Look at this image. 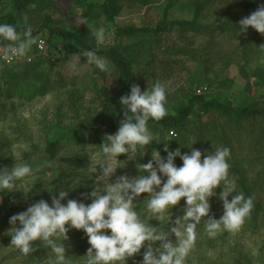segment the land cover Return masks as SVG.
<instances>
[{
  "label": "rangeland",
  "instance_id": "obj_1",
  "mask_svg": "<svg viewBox=\"0 0 264 264\" xmlns=\"http://www.w3.org/2000/svg\"><path fill=\"white\" fill-rule=\"evenodd\" d=\"M13 1L0 0V23L30 25L36 30L33 36L38 34L52 44H61L62 52L55 64L20 65L17 77L9 78L7 83L1 77L7 76L3 71L10 67L0 64V168L26 162L36 169L33 176L18 181L16 189L0 192V204L6 200L12 206L9 215L1 218L0 264H27L20 255L12 257L9 253L13 248L6 241L11 240L8 233L12 215L40 199L51 204V196L58 195L59 190L68 191L62 203L67 199L90 203L88 194L97 184L104 183L100 172L90 169L105 162L99 144L118 130L123 119L120 97L130 92L124 85L123 65L112 57V49L130 64V87L136 84L143 91L157 80L165 83L170 125L160 126L158 132L150 130L160 142L153 140L146 145L143 156L139 150L135 159L118 155L119 163L124 164L116 168L110 182L123 174H139L138 164L147 163L152 152L159 151L166 157L165 144L169 150L180 148L181 153L198 149L199 137L192 133L197 117L207 121V114L213 115L225 127L234 126L233 116L228 121L230 111L214 104L208 113L206 102L234 109L248 107L252 111L264 108V34L251 26L240 32L238 23L264 0H110L111 19L99 10L106 0H34L18 10H13ZM9 13L13 21L7 16ZM46 20L52 28L77 31L81 43L50 33L44 26L38 29ZM194 21L208 29L198 34L187 28L188 22ZM164 22H171L172 27L164 29ZM101 26L106 30V40L97 45L92 30ZM129 26L134 29L124 30ZM209 32L211 37L207 36ZM85 50L107 58L114 71L106 74L93 68L91 72L72 75L68 68L70 55ZM85 61L81 56V62ZM196 88L202 93H195ZM97 104H101V110L94 111ZM182 114L187 127L177 122ZM242 116L244 125L236 137L244 145L243 153L256 159L248 169L253 175L264 168V138L256 140L264 123L257 115L248 119ZM101 124L105 132L97 135L95 126ZM171 129L176 136L168 139ZM53 140L56 148L49 151L48 142ZM199 150L203 159L208 149ZM175 163L182 165L179 157ZM236 190L240 191L238 187ZM221 191L222 186L218 185L216 195L209 198V215L215 218L223 214ZM257 192L251 195L253 200ZM146 197L142 193L138 198L141 201L137 207L142 214ZM183 205L181 198L169 210L172 220L183 214ZM206 220L202 218L197 226L196 244L187 264H264V211L257 217L251 213L239 231H223L215 238H209L204 231ZM149 222L168 227L167 220ZM170 238L175 239L174 235ZM129 258L126 264L135 262L134 257Z\"/></svg>",
  "mask_w": 264,
  "mask_h": 264
},
{
  "label": "clouds",
  "instance_id": "obj_2",
  "mask_svg": "<svg viewBox=\"0 0 264 264\" xmlns=\"http://www.w3.org/2000/svg\"><path fill=\"white\" fill-rule=\"evenodd\" d=\"M81 23L86 21L81 20ZM238 23L240 32H246L251 26L264 34V4ZM32 33L30 25L18 31L14 24L0 23V59L31 62L29 54H35L39 41V37ZM92 35L97 45L104 44V27L93 29ZM57 45L61 46L60 55L62 45L49 44ZM261 48L264 50V45ZM81 56L86 58L84 63ZM68 68L72 75L91 72L93 68L106 74L114 71V65L94 50L71 54ZM120 104L123 119L118 130L106 135L99 144L105 162L97 164L99 170L97 165L90 169L93 173L99 171L104 181L88 194L91 202L86 204L77 199H67L62 203L68 191L59 190L58 195L51 196V204L44 199L32 203L26 210L9 218L12 225L8 233L11 248L27 256L35 251L33 242L39 240L40 246L51 252L47 264H71L63 241L68 239V231L75 228L84 231L90 244L84 264H126L127 258L140 253L142 248L144 251L139 264H187L202 218H207L204 231L209 238H215L223 231H239L254 205L251 196L237 192L236 181L229 176L231 150L228 147H217L202 159L199 149L191 148L190 152L181 153L180 148L169 150L165 144L166 157H162L159 151L152 152L147 163L138 164L139 174H123L110 182L116 168L124 164L119 163L118 155L127 154L128 159H135L138 150L143 156L146 145L153 140L160 142L150 131L148 122L160 121L168 114L167 87L159 80L143 91L139 85L133 84L129 94L120 97ZM99 110L101 104L94 109ZM175 135L170 133L168 139ZM176 157L182 161L181 166L176 165ZM35 171L26 162L0 168V192L16 189L18 181L33 176ZM218 185L222 186L219 199L223 214L215 218L209 215V198L216 195ZM142 193L147 194L143 214L137 207ZM181 198L184 199L183 214L172 220L169 210L178 205ZM152 219L167 220V229L160 224H151L149 221ZM173 235L174 240L170 238Z\"/></svg>",
  "mask_w": 264,
  "mask_h": 264
},
{
  "label": "trees",
  "instance_id": "obj_3",
  "mask_svg": "<svg viewBox=\"0 0 264 264\" xmlns=\"http://www.w3.org/2000/svg\"><path fill=\"white\" fill-rule=\"evenodd\" d=\"M34 2V0H14L13 1V10H18L23 8L27 3ZM110 0H106L99 8L100 12L108 19H111L110 15V7H111ZM7 16L12 19L13 16L12 13L7 14ZM49 20H46L43 22L38 29H40L42 26L47 27L50 33H55L63 37L72 38L76 41L80 42L78 37V32L74 31H68L65 29H59V28H52L47 23ZM14 23V22H13ZM19 31H22L26 26H16ZM172 23L171 22H164L163 28H171ZM202 27V30L200 28ZM192 30H195L197 33L198 31L203 32V29L206 31L208 29L205 25L197 22H188V27ZM184 28V29H187ZM134 27H125L124 30H133ZM183 29V30H184ZM36 30H33V32ZM199 34V33H198ZM41 35H36V37H40ZM207 36L211 37L212 34L210 32L207 34ZM44 37V36H43ZM47 39V38H46ZM47 42L51 43L50 45H56L52 44L51 41L47 39ZM54 43V42H53ZM35 47V44L33 45V48ZM112 57L117 61V63L123 65V70L125 71V78H124V85L130 90V79H131V71H130V64L128 60L121 54H119L115 49L111 50ZM56 62H50L45 57H36L32 62H26L19 61L16 63H13L10 66L3 65V67H10L5 68L3 72L7 74V76L1 77L3 78V82L7 83L9 78H12L13 80L17 77V68L20 65H36V64H55ZM5 77V78H4ZM202 93V91H201ZM200 94V93H199ZM214 104H217V108L224 107L226 111H230L232 114L229 115V122L230 118L232 119V116L235 118L233 121L234 123L232 125L234 126H227L225 127L223 122H220L218 118H215L213 115L207 114V121L201 120L199 117L195 119V125L192 126V129H195L192 131L194 135L198 136L199 139L197 140V144L199 148L208 149L207 152H211L215 150L217 147H228L231 150V156L228 160L230 164L229 168V176L230 178L235 179L237 187L239 188V192H243L244 195L251 196L255 191L257 192V195L255 196L253 200V209L251 213L257 217L260 213L264 211V195L259 194V191L264 193V168L263 169H257L256 172L249 173V168L251 169V165L254 164L256 161L255 158L249 157L243 153L244 145L241 144V141L236 137L238 134V131L241 129L243 124V116L244 119H248L249 117L259 116L258 119L262 120L261 122L264 123V108L259 109L257 111H252L248 107L244 108H232L230 106H223L219 103H214L212 101L206 102L204 107L206 111L209 113L212 110V106ZM186 112V111H185ZM254 119V118H253ZM252 119V120H253ZM169 120L170 116L166 115L162 120L160 121H152L149 120L148 126L149 129L155 132H158L157 130L160 129V126H169ZM251 121V120H249ZM178 123L182 124L183 127H187V123L185 121V114L181 115L180 118L177 120ZM227 122V123H229ZM231 124V123H229ZM105 126L101 124L100 126H95V133L97 135L101 134L102 132H105ZM183 129V128H182ZM102 131V132H101ZM185 132V131H183ZM258 136L256 137V140L259 141L260 139L264 138V127L259 129L257 131ZM190 145V144H189ZM47 148L49 151H53L56 148L55 141L48 142ZM198 148V149H199ZM260 192V193H261ZM11 204L7 202L6 200H2L0 204V223L1 218L8 216L11 211ZM67 227V225H66ZM107 231V230H106ZM68 239L63 241L65 248H66V255L70 256L71 263H75L79 261L80 263L84 264V261L86 259L85 254L87 253L88 248L90 247V244L88 243V238L84 231L77 230L75 228H72L67 233ZM11 240H7L6 243H10ZM35 245V251L33 253H30L29 255L25 256L22 253H20L18 250L11 249L9 253L11 252L12 257H21L22 259H26L27 264H47L48 258L51 256H47L49 253L51 254L49 249L44 248L43 246H40V241L37 240L33 242ZM144 250H141L140 253L135 254L133 263L129 264H135L136 262L139 263V261L142 259V253ZM130 259V258H127Z\"/></svg>",
  "mask_w": 264,
  "mask_h": 264
},
{
  "label": "built area",
  "instance_id": "obj_4",
  "mask_svg": "<svg viewBox=\"0 0 264 264\" xmlns=\"http://www.w3.org/2000/svg\"><path fill=\"white\" fill-rule=\"evenodd\" d=\"M60 51H61V46L60 45H57L56 47L49 46L46 38L43 37V36H40L39 37V41L36 44V52L34 54L35 56L31 55V54H29V55L32 57L31 62L36 57H46L50 61L55 62L57 60V57L59 56ZM24 60L25 59H11V60L5 61L3 59H0V64L1 65L10 66L13 63H16V62H19V61H24ZM25 61H27V60H25ZM27 62H29V61H27ZM195 93H197V94L201 93V89L200 88H196V92ZM172 132H174L173 129H171L169 131V134L172 133ZM174 133L176 134V132H174Z\"/></svg>",
  "mask_w": 264,
  "mask_h": 264
}]
</instances>
